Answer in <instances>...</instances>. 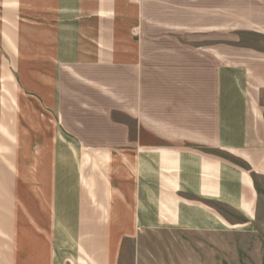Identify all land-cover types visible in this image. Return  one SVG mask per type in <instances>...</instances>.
<instances>
[{
	"label": "crops",
	"instance_id": "1",
	"mask_svg": "<svg viewBox=\"0 0 264 264\" xmlns=\"http://www.w3.org/2000/svg\"><path fill=\"white\" fill-rule=\"evenodd\" d=\"M217 3L0 0V264H139L140 234L255 221L264 54L228 55L258 24Z\"/></svg>",
	"mask_w": 264,
	"mask_h": 264
},
{
	"label": "rangeland",
	"instance_id": "2",
	"mask_svg": "<svg viewBox=\"0 0 264 264\" xmlns=\"http://www.w3.org/2000/svg\"><path fill=\"white\" fill-rule=\"evenodd\" d=\"M186 3L190 0H179ZM206 6L225 2L229 27L258 24L257 31L227 33L228 55L232 49L255 50L264 54V0H191ZM211 1V3H210ZM204 3V4H203ZM189 7L180 6L181 16L188 18ZM185 10V11H181ZM260 53V54H262ZM229 57L234 64H248L250 57ZM260 62L264 59L259 58ZM103 152L99 151V158ZM101 159V158H100ZM97 195L105 190V172L100 165ZM105 175V177H104ZM258 213L248 225L228 227L224 231L194 232L165 228L138 237L139 264H264V178L258 185ZM96 194V191H95ZM99 204L103 198L95 197ZM103 204V203H102ZM233 217L236 221V216Z\"/></svg>",
	"mask_w": 264,
	"mask_h": 264
},
{
	"label": "trees",
	"instance_id": "3",
	"mask_svg": "<svg viewBox=\"0 0 264 264\" xmlns=\"http://www.w3.org/2000/svg\"><path fill=\"white\" fill-rule=\"evenodd\" d=\"M258 193H259V190H258Z\"/></svg>",
	"mask_w": 264,
	"mask_h": 264
}]
</instances>
